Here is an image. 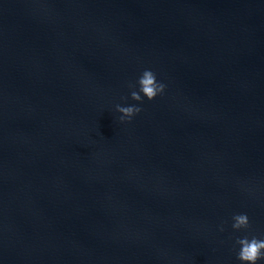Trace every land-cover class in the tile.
I'll use <instances>...</instances> for the list:
<instances>
[{
    "label": "water",
    "instance_id": "1",
    "mask_svg": "<svg viewBox=\"0 0 264 264\" xmlns=\"http://www.w3.org/2000/svg\"><path fill=\"white\" fill-rule=\"evenodd\" d=\"M146 69L165 90L133 101ZM245 236L264 0H0V264H241Z\"/></svg>",
    "mask_w": 264,
    "mask_h": 264
},
{
    "label": "clouds",
    "instance_id": "2",
    "mask_svg": "<svg viewBox=\"0 0 264 264\" xmlns=\"http://www.w3.org/2000/svg\"><path fill=\"white\" fill-rule=\"evenodd\" d=\"M137 83L139 91H131V99L140 103H143L142 96L147 98L148 101H152L158 95L163 94L166 87L163 83H159L156 74L148 69L143 71ZM128 87L134 89L136 86L130 83ZM116 111L121 113L120 122L123 123L130 122L135 115L142 111V108L135 105L127 107L117 105ZM232 220V228L235 231L248 230L251 226L246 213L234 214ZM221 231H223V228H221ZM236 243L240 246L237 259L241 264H257L258 261L264 260V239H258L255 236L249 239L245 236L238 238Z\"/></svg>",
    "mask_w": 264,
    "mask_h": 264
}]
</instances>
